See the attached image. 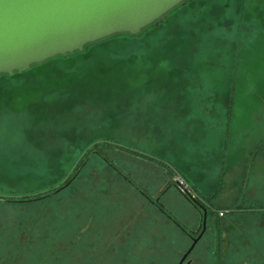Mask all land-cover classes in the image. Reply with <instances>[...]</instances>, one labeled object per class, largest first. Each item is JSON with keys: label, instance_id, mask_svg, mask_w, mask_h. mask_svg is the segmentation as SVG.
Returning <instances> with one entry per match:
<instances>
[{"label": "rangeland", "instance_id": "obj_1", "mask_svg": "<svg viewBox=\"0 0 264 264\" xmlns=\"http://www.w3.org/2000/svg\"><path fill=\"white\" fill-rule=\"evenodd\" d=\"M108 141L161 161L97 149L151 196L168 166L190 189L226 202L239 203L237 188L254 182L250 198L262 204L264 0H189L140 36L0 79L1 195L61 185L88 148ZM76 181L50 201L0 205L1 264H37L39 245L40 264H51L53 223L59 252L74 244L72 264L177 262L184 243L170 241L174 228L104 160L91 156ZM183 197L173 187L162 198L179 219L196 215ZM59 200L67 205L54 212ZM85 217L89 245L81 249ZM25 230L28 256L19 251Z\"/></svg>", "mask_w": 264, "mask_h": 264}, {"label": "water", "instance_id": "obj_2", "mask_svg": "<svg viewBox=\"0 0 264 264\" xmlns=\"http://www.w3.org/2000/svg\"><path fill=\"white\" fill-rule=\"evenodd\" d=\"M187 1L0 0V78L116 36H139Z\"/></svg>", "mask_w": 264, "mask_h": 264}, {"label": "flooded vegetation", "instance_id": "obj_3", "mask_svg": "<svg viewBox=\"0 0 264 264\" xmlns=\"http://www.w3.org/2000/svg\"><path fill=\"white\" fill-rule=\"evenodd\" d=\"M162 170L164 172L166 183L154 195L151 196L146 191H142L134 181L132 187L148 201V204L152 206L154 205L155 208L165 216L168 223L171 224V227H174V229L169 231L173 234V239L170 241L181 244L184 243L182 250L180 251V257L174 264H264L263 207L250 208L246 207V205L242 202L235 203L231 207H222L216 203L215 197L208 198L197 193L195 197L185 196L189 202V207L191 210L195 211L196 215L189 214V216H187L185 219H179L173 216L163 205L162 198L166 193V188L172 183L180 190L178 181L180 177L175 175L173 171H170L168 167L165 171L164 169ZM67 176L61 185L53 187L54 189H48L39 192L41 193L48 191L47 193H36L41 195L38 199L34 197L17 199H5L0 197V205L33 204L46 199L47 201H50L53 196L60 194L62 191L67 189L65 187H68L71 184V181L69 180L70 174L68 177ZM52 190L55 191L51 193ZM45 197H48L49 199ZM71 201L72 200L68 201L69 205L67 207L73 208L70 209L72 215L75 217V220H78L81 216V213L79 210L75 209ZM58 204L67 205V202L66 200H59L58 203L54 201V212H59ZM44 210H42V212H44ZM61 217L65 218L64 216ZM67 217L69 219L72 218L68 214ZM57 218L58 216L54 215L52 222ZM86 218L87 217L84 218L86 221H84V226L79 230L81 234L78 236V239H76L77 244L81 249L82 247L84 249L88 248L86 243L89 240L87 234L89 233V229L91 227V221L90 218L88 220H86ZM53 224L51 230V239L48 240L47 235L49 234V231H47L44 233L42 239H40L41 241L39 240V242L42 243L44 240H52L51 247L53 259L51 264H72L71 258H74L72 256L74 250L72 248L74 247V244L71 248H63L64 251L59 252V250H61V242L59 240L56 242V238L59 239V236L57 234V228H54ZM31 234L32 230H25L23 232V244L21 246V250L19 251L20 253H25L26 256H28L29 251L32 249V246L30 247L29 245V238ZM81 236L83 237L82 241L79 240ZM77 244L75 243V245ZM40 246L41 245L38 246L37 255L35 254L37 259L35 262L37 264H40L42 258ZM1 260L2 259H0V264Z\"/></svg>", "mask_w": 264, "mask_h": 264}, {"label": "trees", "instance_id": "obj_4", "mask_svg": "<svg viewBox=\"0 0 264 264\" xmlns=\"http://www.w3.org/2000/svg\"><path fill=\"white\" fill-rule=\"evenodd\" d=\"M154 26H157V25H154ZM141 35V34H140ZM139 35V36H140ZM122 36H126V37H137V36H130V35H122ZM116 37H121V36H116ZM113 38H115V37H113ZM109 40V39H108ZM101 43V42H100ZM96 44H99V43H96ZM96 44H93V45H96ZM93 45H90L89 47H91V46H93ZM89 47H87V48H89ZM86 48V49H87ZM86 49H85V51H86ZM85 51H83V52H85ZM82 52V53H83ZM79 54H81V53H77V54H75V55H73V56H68V57H60V58H56V59H53V60H51V61H54V60H58V59H66V58H70V57H74V56H76V55H79ZM51 61H48L47 63H49V62H51ZM47 63H44V64H42V65H38V66H35V67H32L30 70H32L33 68H36V67H39V66H43V65H45V64H47ZM30 70H28V71H30ZM28 71H26V72H28ZM25 73V72H24ZM18 74H20V73H16V74H14V75H18ZM22 74V73H21ZM13 75V76H14ZM3 77H9V76H2L1 78H3ZM0 78V79H1ZM98 146H102V147H104V148H116L117 150H119V151H123V152H125V153H127L128 155H134V156H137V157H140V158H143V159H145V160H148L150 163H153V164H157V165H159L160 163H161V161H159V160H157V159H155V158H152V157H149V156H146V155H144V154H141L140 152H138V151H136V150H133V149H131V148H125V147H123V146H121V145H119V144H117V143H113L112 141H108V142H99V143H97V144H94L93 146H92V148L91 149H89L88 151L86 150L85 152H84V155L86 156V160L87 159H89L91 156H93V155H96V156H98L100 159H102V160H104V162H106L112 169H114V170H116L119 174H120V176L129 184V185H131V186H133V180H132V178H130V177H126V175L121 171V170H119V169H117L118 167L111 161V160H109L105 155H103L100 151H97V149H99L100 147H98ZM95 148V149H94ZM86 160L85 161H79V163L76 165V167L73 169V171H72V173L70 174V178H69V180L71 181V184L69 185V186H71V185H73L74 183H78L79 181H76V178H77V176L79 175V173L81 172V169L83 168V166L85 165V162H86ZM161 165V164H160ZM168 167V166H167ZM131 183V184H130ZM59 185V184H58ZM68 186V187H69ZM68 187H65V188H68ZM51 189H54V188H51ZM50 189V190H51ZM191 190L195 193V195H197V191H195L193 188H191ZM55 190H52L51 191V193L52 192H54ZM89 191L90 190H87L86 191V189H85V198L86 199H84V203H87V202H89V201H87V199L89 200V197H90V195H89ZM91 191L96 195L97 193L96 192H94L95 190L94 189H91ZM40 192V191H39ZM39 192H37V193H39ZM63 192V191H62ZM34 194H36V193H30V194H20V195H6V194H3V195H1L0 194V197L1 198H12V199H17V198H25V197H27V198H32V197H34V198H39L41 195H36V196H34ZM183 194V193H182ZM99 195H97V198H99L98 197ZM184 196H187V195H184ZM45 198H48V197H45ZM49 199V198H48ZM52 200V199H51Z\"/></svg>", "mask_w": 264, "mask_h": 264}, {"label": "crops", "instance_id": "obj_5", "mask_svg": "<svg viewBox=\"0 0 264 264\" xmlns=\"http://www.w3.org/2000/svg\"><path fill=\"white\" fill-rule=\"evenodd\" d=\"M249 173V174H248ZM247 174H248V176L250 175H252V172L251 171H249V172H247ZM247 177L246 178V180L248 179H250V180H252V177ZM180 177V179H182L183 181H184V179L182 178V176H179ZM185 178V177H184ZM186 179V178H185ZM187 180V179H186ZM185 183H186V181H184ZM165 183H166V179H164L163 180V182H162V186L163 185H165ZM189 183V182H188ZM218 183V182H217ZM190 184V183H189ZM186 185H187V183H186ZM260 185V184H259ZM162 186H159V187H156L157 188V191L162 187ZM214 187H215V185H213ZM217 186V185H216ZM243 186H244V188H237V191H238V194H237V196H236V198H235V200H239L238 202H240V200L241 201H243L242 203H244V204H246V202L248 203V202H251L252 201V203L254 204V205H256V206H253V207H251V208H254V207H263L264 208V201H262L261 203L262 204H259L258 202H256L255 200H251V196L250 195H252V193H254V191H255V187H256V184L254 183V182H252V184L248 181V183H246V184H243ZM262 186L264 187V182L262 183ZM173 187H175V188H177L178 190H179V188L177 187V186H175L173 183L169 186V187H167L166 188V193L171 189V188H173ZM165 188V187H164ZM191 188H193L195 191H197V189H199V187L197 186V187H195V186H192ZM263 191H264V189L263 188H261ZM179 192H180V194H182V192L179 190ZM197 193H199L198 191H197ZM199 194H201V193H199ZM183 196H184V194H182ZM202 196H205V197H207L205 194H201ZM218 197V198H217ZM217 197H215V201H216V203H218L219 205H221L222 207H231L233 204H235V203H237V202H235V203H233V202H226L225 200H224V198L222 197L221 198V195L220 194H218V196ZM184 198V200L186 201V203H187V205L189 206V202L187 201V199L185 198V196L183 197ZM230 201V200H229ZM141 207H142V205H140ZM149 206H150V208H154V209H156L155 208V206L153 205H150L149 204ZM157 210V209H156ZM161 215L162 216H164L162 213H161ZM165 217V216H164ZM166 219V218H165ZM164 222H166L165 224L167 225V226H170V228H171V224H169L168 223V221L167 220H165ZM174 228V227H173Z\"/></svg>", "mask_w": 264, "mask_h": 264}, {"label": "built area", "instance_id": "obj_6", "mask_svg": "<svg viewBox=\"0 0 264 264\" xmlns=\"http://www.w3.org/2000/svg\"><path fill=\"white\" fill-rule=\"evenodd\" d=\"M179 181V187H180V191L184 194V195H187L189 197H195V193L189 188L187 187L186 183L181 180V179H178Z\"/></svg>", "mask_w": 264, "mask_h": 264}]
</instances>
